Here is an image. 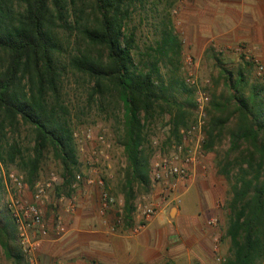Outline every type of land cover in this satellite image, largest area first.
<instances>
[{
  "label": "trees",
  "instance_id": "1",
  "mask_svg": "<svg viewBox=\"0 0 264 264\" xmlns=\"http://www.w3.org/2000/svg\"><path fill=\"white\" fill-rule=\"evenodd\" d=\"M135 0H0V161L16 164L33 183L46 152L59 162L71 185L79 166L69 112L60 97L64 36L87 47L69 55L67 65L94 85L93 96L109 99L122 111L116 117L117 142L128 165L123 218L131 221L133 186L150 185L153 150L146 128L169 115L168 141L192 121L193 91L180 77L181 44L164 28L154 48L141 53L129 30ZM67 34V35H66ZM250 65V63H247ZM229 96L210 104L203 152L227 139L216 175L228 182L230 199L224 230L227 264H264V88L250 86L242 71L226 72ZM209 108V107H208ZM209 112V110H208ZM33 132L32 157L13 141L20 126ZM208 126V128H207ZM0 247L13 264H25L12 221L0 216Z\"/></svg>",
  "mask_w": 264,
  "mask_h": 264
},
{
  "label": "rangeland",
  "instance_id": "2",
  "mask_svg": "<svg viewBox=\"0 0 264 264\" xmlns=\"http://www.w3.org/2000/svg\"><path fill=\"white\" fill-rule=\"evenodd\" d=\"M209 18L210 0H135L131 7L129 30L135 34L138 51L141 53L149 47H155V42L160 38L164 28H168L176 35L181 44L180 77L185 85H187L185 83L187 78H193L198 86L203 87L208 92L210 103L213 98L227 97L231 93L227 89L224 78L226 72L235 75L242 71L247 82V86L244 87L245 91L253 85L264 88V28L262 38L257 37L256 42L243 39L222 49L212 48L210 52L209 46L204 52H196L193 50L190 37H195L196 27L199 23H205ZM61 36L64 38L62 39V54L57 59L62 71L60 97L62 104L67 107L69 112L79 166L71 185L66 184L59 162L48 151L40 163L33 183H27L28 191L36 182H46L51 174L58 176L61 182L55 184L48 192L47 200L43 205V207L49 208V206H54L53 204L57 205L59 198L76 196L73 192L75 190L73 186L82 187L81 182L76 184L78 183L76 181L77 175L83 179L93 176L103 182L104 190L116 200V204L108 211L112 213L114 222L120 217L125 222L123 218L124 190L128 165L123 148L117 142L119 133L115 120L116 117L122 115V111L115 108L109 99L93 96L92 87L94 84L87 77L69 69L67 65L68 56L75 54L76 51L87 49L92 55H95L96 50L90 46L87 47L86 43L80 42L81 40L77 37H68L63 34ZM246 53L249 60L245 58ZM250 60H258L263 67L262 71L259 72ZM190 89L193 91L194 98V89L192 87ZM208 110L209 125L210 104ZM169 121V115L164 114L155 119L145 130L148 138L154 137L159 143L156 149L149 143L153 150L151 163L155 154L158 152L167 154L176 142L174 139L168 141ZM100 136L103 137V145L98 142ZM33 138L31 128L21 125L17 134L14 136L8 134L1 146L6 149L15 141L24 157L28 159L32 157ZM227 148V139H224L221 144L215 147L213 152H204V156L210 155V165L214 168L213 170H216V163L222 159ZM18 165V161L16 164L0 161V216L4 222L11 220L5 207L4 181L6 175L10 171H16L26 178L25 172L21 171ZM216 177L221 184L220 193L222 196H220L221 202L218 203L221 216L219 215L220 219L215 218L217 224L214 228L217 229L218 236L212 249L214 255L212 262L213 264H222L223 260V264H227V259L230 257L229 240L225 237L224 230L228 215L226 204L230 199V193L228 182L222 177ZM133 192L135 197L131 204L135 210L138 204L148 202L153 194L160 195L161 186L152 182L145 188L134 185ZM120 210L122 211L121 214L119 213ZM51 212L55 213L54 210ZM0 264H13L11 260L5 258L1 247Z\"/></svg>",
  "mask_w": 264,
  "mask_h": 264
},
{
  "label": "crops",
  "instance_id": "3",
  "mask_svg": "<svg viewBox=\"0 0 264 264\" xmlns=\"http://www.w3.org/2000/svg\"><path fill=\"white\" fill-rule=\"evenodd\" d=\"M263 6L264 0H210V18L190 37L193 50L204 52L210 46L211 52L243 39L256 42L263 36ZM213 169L210 155H205L192 178L178 182L166 201L153 194L150 199L161 212L135 235L130 234L138 223L135 214L117 226L112 213H98L99 187L73 186L74 210L58 200L57 205L42 208L49 235L33 257L38 264H213L218 232L208 221L220 219L222 196ZM58 221L66 229L61 236L54 232Z\"/></svg>",
  "mask_w": 264,
  "mask_h": 264
},
{
  "label": "built area",
  "instance_id": "4",
  "mask_svg": "<svg viewBox=\"0 0 264 264\" xmlns=\"http://www.w3.org/2000/svg\"><path fill=\"white\" fill-rule=\"evenodd\" d=\"M248 54L245 58L248 59ZM259 72L263 67L258 60H250ZM185 83L194 89V108L192 121L178 132V142L171 146L169 152L154 155L150 167V180L153 184L161 186L160 198L166 201L176 188L178 182H187L192 178L193 170L204 158L203 145L205 143L204 130L208 122L209 94L196 84L193 78H187ZM100 144H104L103 137L98 138ZM151 146L156 149L158 140L149 138ZM76 181L84 185H96L100 188L98 213L105 215L115 204L116 200L104 190L103 182L95 177L83 179L76 176ZM58 176L51 174L46 182H36L28 191V184L22 174L16 171L7 173L4 181L6 193L5 207L16 229L17 244L24 255L25 264H38L33 257V252L48 237L49 229L43 217V205L47 200V194L55 184L60 183ZM76 187V185H74ZM76 197L59 198L58 202L66 203L69 210L76 207ZM161 212L160 206L152 199L143 204H138L134 214L138 220L137 225L130 234L135 235L142 230L147 223L153 220ZM121 214L122 211L120 210ZM117 226H123L122 218L115 222ZM215 218L208 221V226L215 227ZM57 236L66 233L63 224L58 221L54 230ZM224 261L222 260V264Z\"/></svg>",
  "mask_w": 264,
  "mask_h": 264
}]
</instances>
